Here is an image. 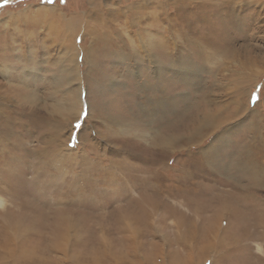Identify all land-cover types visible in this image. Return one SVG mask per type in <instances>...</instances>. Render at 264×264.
I'll return each instance as SVG.
<instances>
[{
    "label": "rangeland",
    "instance_id": "rangeland-1",
    "mask_svg": "<svg viewBox=\"0 0 264 264\" xmlns=\"http://www.w3.org/2000/svg\"><path fill=\"white\" fill-rule=\"evenodd\" d=\"M0 264H264V0H0Z\"/></svg>",
    "mask_w": 264,
    "mask_h": 264
},
{
    "label": "snow or ice",
    "instance_id": "snow-or-ice-1",
    "mask_svg": "<svg viewBox=\"0 0 264 264\" xmlns=\"http://www.w3.org/2000/svg\"><path fill=\"white\" fill-rule=\"evenodd\" d=\"M5 3H7V0H4Z\"/></svg>",
    "mask_w": 264,
    "mask_h": 264
},
{
    "label": "bare ground",
    "instance_id": "bare-ground-1",
    "mask_svg": "<svg viewBox=\"0 0 264 264\" xmlns=\"http://www.w3.org/2000/svg\"><path fill=\"white\" fill-rule=\"evenodd\" d=\"M69 29V28H68Z\"/></svg>",
    "mask_w": 264,
    "mask_h": 264
}]
</instances>
